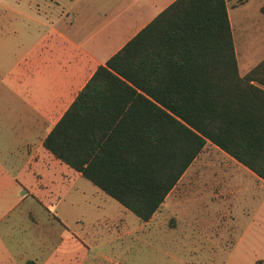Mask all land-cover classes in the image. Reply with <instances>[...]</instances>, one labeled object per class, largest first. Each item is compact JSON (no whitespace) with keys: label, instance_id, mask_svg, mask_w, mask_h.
<instances>
[{"label":"trees","instance_id":"16d2710c","mask_svg":"<svg viewBox=\"0 0 264 264\" xmlns=\"http://www.w3.org/2000/svg\"><path fill=\"white\" fill-rule=\"evenodd\" d=\"M207 142L264 181V58L239 74L225 0H173L96 68L43 146L148 221Z\"/></svg>","mask_w":264,"mask_h":264},{"label":"rangeland","instance_id":"374dc122","mask_svg":"<svg viewBox=\"0 0 264 264\" xmlns=\"http://www.w3.org/2000/svg\"><path fill=\"white\" fill-rule=\"evenodd\" d=\"M47 4L53 12L54 0H0V75L37 39L38 19H55ZM257 5L248 0L229 12L240 72L264 55ZM40 174L37 199H23L27 191L18 184L0 186V228L16 230L14 238L34 222L50 231L46 243L29 248L44 252L43 264H264V181L209 142L146 224L65 165Z\"/></svg>","mask_w":264,"mask_h":264},{"label":"crops","instance_id":"0c3cea01","mask_svg":"<svg viewBox=\"0 0 264 264\" xmlns=\"http://www.w3.org/2000/svg\"><path fill=\"white\" fill-rule=\"evenodd\" d=\"M128 1L126 4V0H68V3L60 4L59 0H54L53 12L47 4L55 19L50 23L38 19L43 28L37 39L13 57L11 67L0 75L2 80L5 76L10 77L6 83L0 78L3 111L0 114V186L5 182L18 184L27 191L23 199L30 196L37 199L35 191L42 181L40 172L45 166L65 165L75 171L43 146L44 138L96 68L105 64L173 0ZM246 2L248 0H225L237 66L234 34L237 22L229 12ZM263 4L264 0H258V11L264 17L260 10ZM252 18L257 22L261 19L257 15ZM256 21L254 25L258 24ZM247 71H239V74L244 75ZM160 207L144 224L155 217ZM28 214L35 219L29 208ZM33 224L36 226L30 230H18L25 235L21 234L20 238L10 237L16 230L0 228V264H43L44 252L37 249L30 252L29 248H39L46 243L50 231L39 229L36 222ZM28 235L34 236L33 239L29 240Z\"/></svg>","mask_w":264,"mask_h":264}]
</instances>
